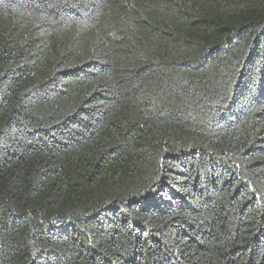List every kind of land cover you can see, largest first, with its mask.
I'll return each mask as SVG.
<instances>
[{
    "label": "trees",
    "instance_id": "trees-1",
    "mask_svg": "<svg viewBox=\"0 0 264 264\" xmlns=\"http://www.w3.org/2000/svg\"><path fill=\"white\" fill-rule=\"evenodd\" d=\"M0 264H264V0H0Z\"/></svg>",
    "mask_w": 264,
    "mask_h": 264
}]
</instances>
